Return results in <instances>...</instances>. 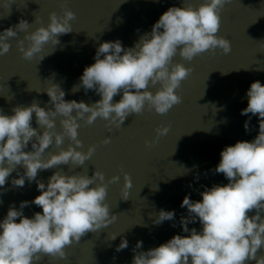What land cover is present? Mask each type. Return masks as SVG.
<instances>
[{
	"label": "clouds",
	"instance_id": "obj_1",
	"mask_svg": "<svg viewBox=\"0 0 264 264\" xmlns=\"http://www.w3.org/2000/svg\"><path fill=\"white\" fill-rule=\"evenodd\" d=\"M230 2L203 0L193 7L182 0L181 7H169L133 47L125 48L120 40L100 43L95 62L85 67L80 83L71 90L73 93L81 87L85 93L93 90L100 99L91 105L66 101L65 91L59 84L51 83L44 90L51 107H41L40 101L33 100L28 106H15L11 115L0 110V189L16 171L18 178L11 181L14 187L22 188L26 178L29 182L36 181L40 193L31 202H20L19 209L10 205L0 221V264H40L43 257L64 260L66 248L79 244L87 233H96L117 220L105 201L108 184L119 182L118 175L106 182L101 171L95 170L91 176L87 172L55 171L45 184L37 180L38 172L61 165L81 168L92 157L95 146H90L87 152L78 150L83 147L78 139L80 121L91 125L100 118L119 128L129 115L141 114L146 108L164 115L180 104L182 97L176 90L192 69L174 63L173 58L179 55L182 60L191 61L216 49L230 53V41L217 35L221 10ZM61 8L62 15L49 13L47 26L41 25L34 31H28L31 25L23 19L4 29L0 33V56L9 52V40L16 38L18 32L24 33L17 46L25 60L38 56L49 42L58 45V37L71 33L70 22L76 19L75 13L64 4ZM45 56L39 55V62ZM150 87L156 91L149 90ZM117 95L120 99L114 101ZM247 97V107L241 110V115L258 116L259 132L252 141H237L221 151L214 171L222 173L228 183L205 188L200 201H192L186 195L180 206L187 209V217H182L180 223L183 232L189 234L174 235L147 251H138L143 242L137 241L132 264H248L250 261L264 264V254L258 255L264 249V85L259 80L252 82ZM33 114L37 128L32 126ZM57 117H60V131H55ZM249 122L250 118L244 124L246 131ZM168 131L167 127L156 129L158 136ZM66 138L70 143L64 149L61 146ZM109 142V138L103 141ZM30 143L32 150L26 151ZM53 143L60 150L49 153L45 159L44 153ZM146 146L151 145L146 142ZM19 167L24 169L22 175ZM123 180V200H128L132 180L127 173ZM30 204L42 210L31 218L23 213ZM252 212L255 214L249 215ZM174 216V211L161 209L153 224L171 221ZM197 221L201 225L199 231L188 228L189 223ZM117 236L112 235L110 240ZM126 248L128 240L121 237L116 251Z\"/></svg>",
	"mask_w": 264,
	"mask_h": 264
},
{
	"label": "water",
	"instance_id": "obj_2",
	"mask_svg": "<svg viewBox=\"0 0 264 264\" xmlns=\"http://www.w3.org/2000/svg\"><path fill=\"white\" fill-rule=\"evenodd\" d=\"M187 2L195 7L203 0ZM61 4L75 13L76 19L70 22L73 31L60 35L56 46L51 42L45 44L38 54L47 55L42 61L39 62L38 56L30 61L22 57L17 41L23 39V32L9 40V52L0 56V110L3 114L11 115L15 106H28L33 100L45 107L49 97L44 90L51 83L60 85L66 101L91 105L99 100L100 96L93 90L85 93L81 87L75 93L71 91L80 83L85 67L95 62L99 44L120 40L125 48L133 47L169 7H181L182 0H0V33L14 27L21 19L31 25L29 32L41 25L47 26L49 13L63 14ZM220 15L217 35L230 41V53L223 54L216 49L191 61L182 60L179 55L173 58L174 63L192 69L176 90L182 97L180 104L164 115L146 108L141 114L129 115L119 128L100 118L91 125L80 121L78 139L83 147L78 150L87 152L90 146H95L92 157L81 168L61 165L38 172L37 180L45 184L55 171L87 172L89 176L95 170L101 171L106 182L113 175L120 177L119 182L108 184L105 201L117 220L96 233H87L79 244L66 248V259L54 261L43 257L40 264H132L137 241L143 242L138 251H147L174 235L189 234L183 232L180 223L182 217H187V209L180 206L186 195L192 201H200V193L205 188L228 183L222 173L214 171L221 151L237 141L250 142L259 132L258 116L241 115V110L247 107L251 83L259 80L264 85V0H231ZM27 45L25 41V47ZM149 90L155 92L156 88ZM119 99L120 95L114 97V101ZM249 118L246 131L244 124ZM59 120L57 117L55 131L61 130ZM32 126L38 127L35 114ZM161 127L169 131L158 136L156 129ZM105 138L110 139L108 144L103 143ZM146 142L151 146H146ZM69 143L66 138L61 147L66 149ZM25 150H32L31 143ZM59 150L53 143L44 158ZM18 171L22 175L24 169L19 167ZM124 173L132 180L128 200H123ZM14 178H18L16 171L0 189V221L10 205L19 209L20 202H31L40 194L36 181L29 182L25 178V185L16 188L11 183ZM161 209L174 211V219L154 225L155 215ZM40 211L34 204L23 209L29 218ZM188 228L199 231L201 225L197 221L189 223ZM112 235L118 236L110 240ZM121 237L128 240V248L117 252ZM260 254H264V249Z\"/></svg>",
	"mask_w": 264,
	"mask_h": 264
}]
</instances>
